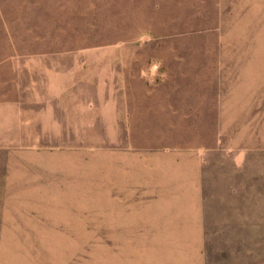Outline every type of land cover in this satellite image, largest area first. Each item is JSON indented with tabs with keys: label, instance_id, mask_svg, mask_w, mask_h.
Wrapping results in <instances>:
<instances>
[{
	"label": "rangeland",
	"instance_id": "rangeland-1",
	"mask_svg": "<svg viewBox=\"0 0 264 264\" xmlns=\"http://www.w3.org/2000/svg\"><path fill=\"white\" fill-rule=\"evenodd\" d=\"M0 264H264V0H0Z\"/></svg>",
	"mask_w": 264,
	"mask_h": 264
}]
</instances>
